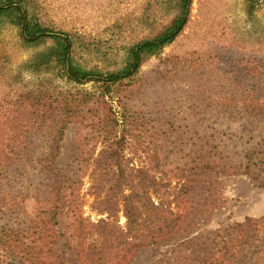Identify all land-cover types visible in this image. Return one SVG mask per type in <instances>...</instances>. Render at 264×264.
<instances>
[{"label": "rangeland", "instance_id": "374dc122", "mask_svg": "<svg viewBox=\"0 0 264 264\" xmlns=\"http://www.w3.org/2000/svg\"><path fill=\"white\" fill-rule=\"evenodd\" d=\"M31 8L43 25L74 35L76 59L99 70L122 68L127 49L148 36L152 25L158 30L173 16L164 0H32ZM50 46L27 48L17 28L4 26L1 116L21 93L47 80L62 91H99L95 83L82 87L69 82L55 61L41 60ZM111 96L106 100L120 124L124 115L128 119L125 131L120 126L116 131L118 138L126 136L120 165L113 167L127 176L120 193L131 195L141 171L156 180L158 194L149 189L152 202L180 217L170 225L168 237L156 243L146 239L134 246L129 236L132 244L121 264H204L218 255L237 225L264 217V0H193L182 34L144 62L134 77L115 85ZM252 104L263 111L245 113ZM88 117L68 126L56 160L65 185L75 174L82 183L77 204L72 205L67 192L64 214L55 228L50 255L65 264H86L82 251L90 246V241H84L83 248L79 245L70 206L93 223L108 217L106 193L97 197L92 189L97 176L91 174L94 159L109 145ZM33 138L32 154L45 155L44 135ZM247 149L254 150L258 162L250 174L221 173L220 157L239 159ZM91 157L89 163L82 161ZM212 157L216 163H209ZM25 179L26 185L40 182L32 168ZM118 203V213L109 221L126 235L121 196ZM26 212L32 215L35 204L28 202ZM4 223L0 218V227ZM138 233L147 236L148 226Z\"/></svg>", "mask_w": 264, "mask_h": 264}, {"label": "trees", "instance_id": "16d2710c", "mask_svg": "<svg viewBox=\"0 0 264 264\" xmlns=\"http://www.w3.org/2000/svg\"><path fill=\"white\" fill-rule=\"evenodd\" d=\"M192 3L193 0H164V4L171 7L172 19L158 30H154L152 25L148 36L128 48L122 68L99 70L88 68L76 59L74 35L55 31L40 23L32 12V0H0V32L7 24L14 26L20 31L23 45L27 48L51 43L41 60L44 58L47 63L55 61L65 78L77 86L89 83L99 86L98 92L85 88L62 91L55 88L50 80L40 82L32 90L21 93L12 109L0 115V218L5 221L0 227V264H65L51 258L55 228L64 214L67 192L72 205L77 204L82 183L75 174L70 184L65 185L56 160L68 126L75 121H85L88 116L93 118V126L103 137V142L109 145L94 159L91 174V178L97 176L92 187L97 197L106 193L103 204L108 217L93 223L70 206L69 211L77 222L75 234L79 245L83 248L84 241H90L89 251H82L85 263H124L127 258L124 253L130 251L132 244L127 239L131 235L134 246H140L146 239H150L151 244L168 237L170 225L177 224L180 217L152 202L149 189L158 194L153 177L138 171L136 178L141 181L131 195L120 193L127 176L123 170L118 168L117 171L113 167L120 165V152L126 136L124 133L118 138L116 131L119 126L125 131L128 119L124 115L120 124L106 98L111 100L115 85L120 86L134 77L144 62L176 41L190 21ZM150 21L146 20L147 23ZM243 111L253 114L263 111V108L252 104ZM37 134L45 138L48 152L43 156L32 154L33 137ZM248 151L241 152L239 159L220 157L217 167L224 175H228V171L250 174L258 162L254 150ZM92 159L82 161L89 163ZM213 160V157L211 161L209 158V163ZM31 168L39 175L38 185L25 183L26 170ZM119 196L128 221L126 235L109 221L118 213ZM28 202L35 204L32 215L26 212ZM145 226H148L149 234L139 237L138 232ZM164 230L166 234H163ZM216 256L204 264H264V217L248 218L245 223L237 225L233 237L223 243Z\"/></svg>", "mask_w": 264, "mask_h": 264}]
</instances>
